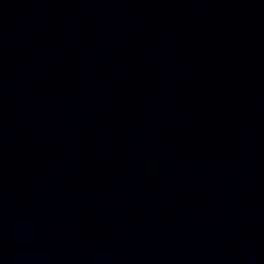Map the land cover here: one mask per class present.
<instances>
[{
	"label": "water",
	"instance_id": "1",
	"mask_svg": "<svg viewBox=\"0 0 264 264\" xmlns=\"http://www.w3.org/2000/svg\"><path fill=\"white\" fill-rule=\"evenodd\" d=\"M0 264H264V0H0Z\"/></svg>",
	"mask_w": 264,
	"mask_h": 264
}]
</instances>
